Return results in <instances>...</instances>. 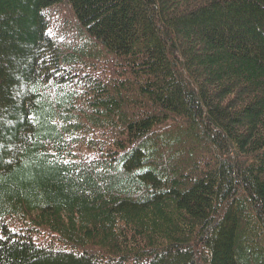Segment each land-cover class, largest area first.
<instances>
[{"label": "trees", "instance_id": "trees-1", "mask_svg": "<svg viewBox=\"0 0 264 264\" xmlns=\"http://www.w3.org/2000/svg\"><path fill=\"white\" fill-rule=\"evenodd\" d=\"M0 264H264V0H0Z\"/></svg>", "mask_w": 264, "mask_h": 264}]
</instances>
